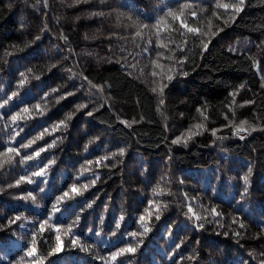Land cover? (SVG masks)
Segmentation results:
<instances>
[{"label":"trees","instance_id":"obj_1","mask_svg":"<svg viewBox=\"0 0 264 264\" xmlns=\"http://www.w3.org/2000/svg\"><path fill=\"white\" fill-rule=\"evenodd\" d=\"M236 2L0 0V264L264 262V0Z\"/></svg>","mask_w":264,"mask_h":264},{"label":"snow or ice","instance_id":"obj_2","mask_svg":"<svg viewBox=\"0 0 264 264\" xmlns=\"http://www.w3.org/2000/svg\"><path fill=\"white\" fill-rule=\"evenodd\" d=\"M77 2H79V0H77ZM101 2H103V0H101ZM244 3H245V0H237V2H236V3H233V4L217 3V4H216V8H218V9H219V8H223V9H225L226 11H227L228 9H232L233 14L235 15V14H238L239 12H241V11L243 10V5H244ZM187 7H189V5H187V4L181 5L180 13H179V14L176 13V12H173L172 10H169L168 13H167V15L173 17L174 19H180V16H181L182 13H183V9H185V8H187ZM98 14H99V15H103V13H98ZM192 15L195 16L196 14H195V13H192ZM214 15H215V14H214ZM234 15H233V18H234ZM162 19H163V18L158 19L157 22H156V25H154V27L157 28L156 36H157V39H158V40L160 39L159 25L161 24ZM225 23H228V21L226 20ZM142 27L147 28L148 25H143ZM181 27L185 28V29L187 30V32H189V33H193V34H197V35H202V36H207V35H208L207 32H203V33H202L201 30H200L199 28H196V27H189L186 23L183 22V20H181ZM213 35H215V33H213ZM136 36H138V37L141 36V32L137 31V32H136ZM37 39H39V37H37ZM201 44L203 45V50H207V48H208V43L205 42V41L202 39V40H201ZM159 46H160V47H166V45H164L162 42L160 43ZM156 66H157V67H161V68L163 67L162 65H159V64H157ZM21 75L23 76L24 74L21 73ZM152 75L155 76V75H157V73H156V72H153ZM172 78H173V77H172L171 75H168V76H167V79H168V80H171ZM240 87L243 88L244 86L241 85ZM53 91H56V90H53ZM153 91H156V89H153ZM160 94H161V95L163 94V86H161V88H160ZM14 95H15V94H14ZM233 95H235V93H233ZM5 103H7V101H5ZM160 103L163 104V100H161ZM246 103H253V102H252V101H248V102H246ZM2 107H3V105H0V108H2ZM36 107L39 108V105H37ZM79 107L82 108V107H85V106H84V105H80ZM28 111H29L28 108H24V109H23V112H25V113H27ZM19 115H20V114L17 113V115L12 116V117H11V121L15 122V121L18 119ZM89 115H91V113H89ZM0 118H2V117H0ZM68 119H71V115L68 116ZM125 123H126V122H125ZM60 124H64V122L61 121ZM246 124H248V121H241V122L239 123V125H237V126L235 127V130H234V131H235V134L239 135L241 132H248L249 129H251L252 131H255V130H256L255 127L252 126V125H250V124H249L248 127L246 128V127H245ZM59 126H60V125H57V127H59ZM197 127H199V125H198ZM213 134H215V132H213ZM191 136H192V133H191V130H189V133H188L187 138H185V137H183V136H182V137H177L176 139H174V140L172 141V143H173V144H179V143L183 142V143L187 144V140L190 139ZM39 138H40V137H37V139H39ZM240 138L243 139L244 137L241 136ZM34 142H35V141H30L29 144L21 145V147L27 148V147L30 146L31 143H34ZM41 150H43V149H41ZM122 151H123V150H121V152H122ZM10 153H15L16 155H19V149L16 148V147H6V149H5L4 152H0V156H7V155L10 154ZM35 155H36V156H39V152H36ZM32 158H33V157H32L31 155L27 156V159H32ZM10 162H11V157H9V159H8L7 161L0 160V167H2L4 163H10ZM42 172H43V169H42L40 172H36V173H34V175H41ZM22 179H23V178H22ZM29 182H31V181H29ZM244 182H245V184H247V178H246V177H245ZM18 183H19V182H18ZM72 191H73V192H76V188H75V186H73ZM246 193H247V189L245 188V192L242 193V195H245ZM28 196H29L31 199L35 200V197L32 196L31 193H29ZM64 196H68V193H64ZM57 199L59 200V199H61V198H57ZM90 206H91V205H89V207H90ZM58 210H59V209L56 208V207L54 206L53 211H58ZM189 211L191 212L192 209L189 208ZM213 212H215V210H213ZM15 219H16V220H20L21 217H20V216H17ZM143 219H144V217H141V220H143ZM196 219L199 220L200 217L197 216ZM77 220H79V217H77ZM47 223H48V221H47V220H44V221L40 224V230H41V231L44 230V225L47 224ZM200 226L202 227V225H200ZM240 227L243 228L244 225L241 224ZM57 230H59V229H57ZM70 230H71V225H69V231H70ZM147 230H148V229L146 228L145 231H147ZM130 235L133 236V237H135L137 234H136L135 232H133V233H131ZM236 235H239V233H236ZM57 239H59V237H57ZM73 243H75V241H73ZM57 250H59V249H57ZM36 252H37V249H36L35 247H32V248H30V249L25 253V255L28 256V257H33V256L36 255ZM124 252L134 253V252H135V248L128 247V248H126V249H120L118 252H115V253L112 254L111 259H112L113 261H115L116 258H117V256L121 255V254L124 253ZM21 259L23 260V258H21ZM33 264H40V261H39V260H35V261H33ZM262 264H264V262H262Z\"/></svg>","mask_w":264,"mask_h":264},{"label":"bare ground","instance_id":"obj_3","mask_svg":"<svg viewBox=\"0 0 264 264\" xmlns=\"http://www.w3.org/2000/svg\"><path fill=\"white\" fill-rule=\"evenodd\" d=\"M143 86H144V84H143ZM146 88H147V87H146ZM233 116H234V115H233ZM253 116H254V115H253ZM229 117H230V116H229ZM231 117H232V116H231ZM235 117H236V116H235ZM239 117H241V116H238V114H237V117H236L237 120L239 119ZM236 118H235V120H236ZM229 119H230V118H229ZM237 120H236V121H237ZM229 121H230V120H229ZM231 121H232V123L234 122L233 120H231ZM238 121H241V120L239 119ZM228 123H229V122H228ZM235 123H236V122H235ZM237 123H238V122H237ZM237 123H236V124H237ZM233 124H234V123H233ZM187 125H188V124H187ZM181 126H183V125H181ZM188 127H189V126H188ZM186 128H187V127H186ZM175 129H176V128H175ZM187 129H188V128H187ZM180 130H182V129H180ZM183 130H185V129H183ZM222 130H223V129H222ZM220 131H221V130H220ZM168 132H169V131H168ZM170 132H171V131H170ZM175 132L178 133V134L181 133V132L178 131V130L175 131ZM193 132H194V131H193ZM193 134H194V133H193ZM174 135H175V133H174ZM245 142H246V141H244V143H245ZM247 143H248V140H247ZM246 229H247V227H246ZM255 230H256V229H255ZM246 231H247V230H246ZM255 232H256V231H255ZM257 234H258V233H257Z\"/></svg>","mask_w":264,"mask_h":264},{"label":"rangeland","instance_id":"obj_4","mask_svg":"<svg viewBox=\"0 0 264 264\" xmlns=\"http://www.w3.org/2000/svg\"><path fill=\"white\" fill-rule=\"evenodd\" d=\"M247 135V132H241L239 135L236 134V137H245Z\"/></svg>","mask_w":264,"mask_h":264}]
</instances>
